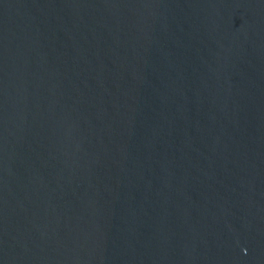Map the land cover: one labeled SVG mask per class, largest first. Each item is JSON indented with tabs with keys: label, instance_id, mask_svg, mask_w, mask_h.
<instances>
[{
	"label": "water",
	"instance_id": "obj_1",
	"mask_svg": "<svg viewBox=\"0 0 264 264\" xmlns=\"http://www.w3.org/2000/svg\"><path fill=\"white\" fill-rule=\"evenodd\" d=\"M0 264H264V0H0Z\"/></svg>",
	"mask_w": 264,
	"mask_h": 264
}]
</instances>
